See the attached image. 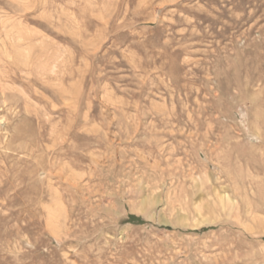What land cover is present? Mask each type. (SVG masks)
Masks as SVG:
<instances>
[{"label":"rangeland","instance_id":"rangeland-1","mask_svg":"<svg viewBox=\"0 0 264 264\" xmlns=\"http://www.w3.org/2000/svg\"><path fill=\"white\" fill-rule=\"evenodd\" d=\"M0 264H264V0H0Z\"/></svg>","mask_w":264,"mask_h":264}]
</instances>
